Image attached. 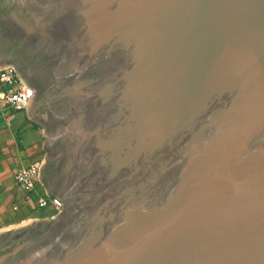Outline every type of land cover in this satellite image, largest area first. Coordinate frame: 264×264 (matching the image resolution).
<instances>
[{"label": "water", "instance_id": "obj_1", "mask_svg": "<svg viewBox=\"0 0 264 264\" xmlns=\"http://www.w3.org/2000/svg\"><path fill=\"white\" fill-rule=\"evenodd\" d=\"M63 211L0 264H264V0H0Z\"/></svg>", "mask_w": 264, "mask_h": 264}, {"label": "crops", "instance_id": "obj_2", "mask_svg": "<svg viewBox=\"0 0 264 264\" xmlns=\"http://www.w3.org/2000/svg\"><path fill=\"white\" fill-rule=\"evenodd\" d=\"M44 131L26 109L0 112V231L53 213L52 207H37L41 198L50 196L40 178L32 192L15 182L16 172L42 159Z\"/></svg>", "mask_w": 264, "mask_h": 264}, {"label": "built area", "instance_id": "obj_3", "mask_svg": "<svg viewBox=\"0 0 264 264\" xmlns=\"http://www.w3.org/2000/svg\"><path fill=\"white\" fill-rule=\"evenodd\" d=\"M35 97L36 90L32 86L27 85L15 66L0 68V112L27 109ZM43 164L44 160L40 159L16 172L15 182L19 188L24 191L26 190V192L34 191L36 188V180L39 178ZM37 207H52L59 212L64 208L59 198L51 196L41 198Z\"/></svg>", "mask_w": 264, "mask_h": 264}, {"label": "rangeland", "instance_id": "obj_4", "mask_svg": "<svg viewBox=\"0 0 264 264\" xmlns=\"http://www.w3.org/2000/svg\"><path fill=\"white\" fill-rule=\"evenodd\" d=\"M35 90H36V97H37V95H38V93H39V89L37 88V87H33ZM35 97V98H36ZM34 98V99H35ZM33 99V100H34ZM44 161H45V159H46V151L45 152H42V157H41ZM64 209V208H63ZM63 209H62V211H63ZM62 211H57V210H53V213L52 214H50L49 216H47L46 218H42V219H37V220H33V221H38V220H49V219H52V218H55L58 214H60Z\"/></svg>", "mask_w": 264, "mask_h": 264}]
</instances>
